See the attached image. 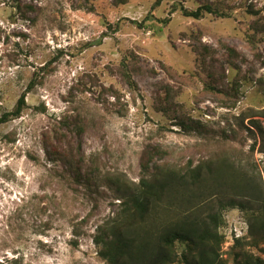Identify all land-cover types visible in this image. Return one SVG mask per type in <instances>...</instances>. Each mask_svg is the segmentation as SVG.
Listing matches in <instances>:
<instances>
[{"label": "rangeland", "instance_id": "obj_1", "mask_svg": "<svg viewBox=\"0 0 264 264\" xmlns=\"http://www.w3.org/2000/svg\"><path fill=\"white\" fill-rule=\"evenodd\" d=\"M20 3L35 9L27 19L0 0V117L26 95L21 115L0 124V264H107L96 230L148 156L175 170L226 161L264 185L253 127L264 128V0ZM206 4L228 17L181 15ZM224 220L222 264H235V238L264 259L242 212Z\"/></svg>", "mask_w": 264, "mask_h": 264}, {"label": "trees", "instance_id": "obj_2", "mask_svg": "<svg viewBox=\"0 0 264 264\" xmlns=\"http://www.w3.org/2000/svg\"><path fill=\"white\" fill-rule=\"evenodd\" d=\"M14 2L22 19H27V13H34L32 5L21 4L20 0ZM180 12L193 20L206 14L222 18L229 15L208 4L192 11L181 7ZM149 19L154 18L148 16ZM228 52L235 54L232 49ZM122 75L134 88L129 74L124 71ZM34 81L32 77L27 92ZM25 98L22 93L14 109L0 117V124L21 115ZM261 116L264 118V110ZM253 127L264 147V128L258 122H254ZM62 141L67 143L66 137ZM68 145L72 149L70 143ZM45 153L50 154L47 149ZM66 156L62 149L55 154L54 161ZM152 160L149 156L143 160L142 178L134 189L115 187L122 200L119 213L96 230L93 241L107 264H222L219 251L224 236L219 228L223 227L224 213L229 209L242 212L248 224L247 237L254 246L259 241L264 242V185L252 172L226 161L214 170L210 162L175 170ZM64 164L70 166L71 162L66 159ZM161 211L174 215L159 222ZM246 245L242 238L233 240L229 254L233 262L264 264V259H254L246 251Z\"/></svg>", "mask_w": 264, "mask_h": 264}]
</instances>
